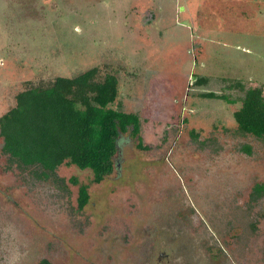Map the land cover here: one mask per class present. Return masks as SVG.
Returning a JSON list of instances; mask_svg holds the SVG:
<instances>
[{
  "label": "rangeland",
  "instance_id": "obj_1",
  "mask_svg": "<svg viewBox=\"0 0 264 264\" xmlns=\"http://www.w3.org/2000/svg\"><path fill=\"white\" fill-rule=\"evenodd\" d=\"M93 67L116 76L113 107L138 115L147 149L120 135L94 184L23 166L0 136V264H264V138L238 130L227 88L264 86V0H0V116Z\"/></svg>",
  "mask_w": 264,
  "mask_h": 264
},
{
  "label": "trees",
  "instance_id": "obj_2",
  "mask_svg": "<svg viewBox=\"0 0 264 264\" xmlns=\"http://www.w3.org/2000/svg\"><path fill=\"white\" fill-rule=\"evenodd\" d=\"M98 72V68L93 67L73 77H55L47 87L18 92L14 106L0 116L3 152L23 166L36 165L49 173L62 164L89 169L93 183H100L114 169L113 158L120 135H130L136 140L137 149H145L139 136L138 115L113 107L118 96L116 76L105 74L97 79ZM206 82V78L198 77L194 84ZM227 88L243 93L239 107L233 112L238 130L258 139L264 138V86L245 89L236 81ZM201 96L230 101L228 95L214 92ZM244 148L249 152L248 147ZM263 195L264 185L256 184L252 197ZM88 198L87 186L80 185L79 210ZM36 264L50 263L42 259Z\"/></svg>",
  "mask_w": 264,
  "mask_h": 264
},
{
  "label": "flooded vegetation",
  "instance_id": "obj_3",
  "mask_svg": "<svg viewBox=\"0 0 264 264\" xmlns=\"http://www.w3.org/2000/svg\"><path fill=\"white\" fill-rule=\"evenodd\" d=\"M136 115H137V114H136ZM139 136H140V134H139ZM140 137H141V136H140ZM141 140H142V139H141ZM144 146H145V145H144ZM146 149H147V147H146L145 149H143V150H146ZM138 150H140V149H138ZM112 172H113V171H112ZM112 172H111V173H112ZM109 175H110V174H109ZM109 175H107V176H109ZM107 176H105L104 178H106ZM103 180H104V179H103ZM103 180H102V181H103ZM102 181H101V182H102ZM101 182H100V183H101ZM100 183H94V184H100ZM262 185H263V184H262ZM86 186H87V193H88L89 198H88V201H87V203H86L85 206H87V204L89 203V199H90V195H89V192H88V185H86ZM252 189H253V188H252ZM77 196H78V192H77ZM263 196H264V195H263ZM181 201H182V200H181ZM85 206H84V207H85ZM180 206H181V208H183L184 206H186L185 209L187 208V205H186L184 202H183L182 205H180ZM84 207H83V209H84ZM77 209H78V208H77ZM183 209H184V208H183ZM78 210H79V209H78ZM81 210H82V209H81ZM263 211H264V209H263ZM263 211H262V213H263ZM261 216H262V214H261ZM262 218H263V217H262ZM263 219H264V218H263ZM41 260H42V259H41ZM39 261H40V260H39ZM39 261H38V262H39ZM47 261H48V260H47ZM38 262H37V263H38ZM48 262H49V261H48Z\"/></svg>",
  "mask_w": 264,
  "mask_h": 264
},
{
  "label": "water",
  "instance_id": "obj_4",
  "mask_svg": "<svg viewBox=\"0 0 264 264\" xmlns=\"http://www.w3.org/2000/svg\"><path fill=\"white\" fill-rule=\"evenodd\" d=\"M193 79H195V77Z\"/></svg>",
  "mask_w": 264,
  "mask_h": 264
}]
</instances>
